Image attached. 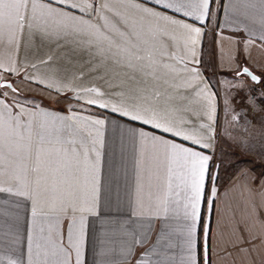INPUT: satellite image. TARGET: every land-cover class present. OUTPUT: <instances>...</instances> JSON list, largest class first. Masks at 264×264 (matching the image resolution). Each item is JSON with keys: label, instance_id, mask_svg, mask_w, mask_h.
<instances>
[{"label": "snow or ice", "instance_id": "1", "mask_svg": "<svg viewBox=\"0 0 264 264\" xmlns=\"http://www.w3.org/2000/svg\"><path fill=\"white\" fill-rule=\"evenodd\" d=\"M215 2L151 0L150 6V0H115L119 4L115 7L113 0L98 5L95 0H0V80L4 73L20 74L19 52L26 43L64 39L96 58L92 71L106 72L111 64L124 70L126 79L110 92L51 78L37 82L57 96L71 92L76 101L143 126L129 129L139 152L134 191L125 201L127 218L121 217L117 201L116 215L104 219L101 169L106 121L76 112L64 116L41 107L33 110L15 96L7 100L8 92L0 91V194H5L0 198V247L18 252L15 259L0 256V264H85L89 217L101 218L108 229L102 243L118 251L124 262H131L137 246L146 245L155 233L156 243L135 264H174L171 258L151 256L178 244L183 252L179 264H213L210 241L219 174L213 156L204 150L214 149L216 93L197 67L202 28L167 10L207 23ZM235 3L244 10L259 6V39L264 42V0ZM93 14L103 23L85 18ZM236 23L239 27L242 22ZM169 26L185 34L182 55L168 51L170 42L177 40ZM244 28L255 36L246 24ZM253 43L251 38L247 41ZM237 75L256 84L264 77L248 67ZM0 89L19 91L12 82L0 84ZM191 91L194 100L189 98ZM193 103L198 105L196 114L207 120L198 129L184 115ZM224 103L231 108L229 96ZM246 191L249 200L239 216L233 211L215 220L214 243L225 257L248 255L250 248L264 246V219L251 198L253 189ZM259 195L264 198V182ZM25 204L30 228L22 234ZM104 204L111 207V199Z\"/></svg>", "mask_w": 264, "mask_h": 264}, {"label": "crops", "instance_id": "2", "mask_svg": "<svg viewBox=\"0 0 264 264\" xmlns=\"http://www.w3.org/2000/svg\"><path fill=\"white\" fill-rule=\"evenodd\" d=\"M102 2L103 0H95L96 5ZM113 3L115 7H119L115 0ZM156 7L159 9L160 6ZM73 12L80 15L77 10ZM167 12L176 19H182L202 28L203 36L200 45L197 46V58L201 63L197 67L201 69L203 77L216 93L214 149L204 150L213 156L212 164L217 166L214 170L219 174L218 181H215L219 191L218 198L214 201V222L212 241H210L213 264H264V246L250 248L248 255L233 253L232 256L225 257L214 243L215 220L221 215L227 218L233 211L239 216L244 210L246 201L249 200L246 187L253 189L251 198L260 207V217L264 219V198L259 195L261 182H264V77L260 84H256L246 75H237L242 67L250 68L257 75L264 73V47H262L264 42L259 39L262 27L259 23L260 8L257 6L255 9L244 10L235 3V0H216L211 7V16L207 23L196 21L193 17H184L180 13H173L172 10ZM108 15L111 16V13ZM85 18L92 19L94 23H103L95 14ZM237 21L242 22L239 27ZM245 24L255 32V36H249L244 28ZM169 29L175 31L177 40L174 43L170 42L168 51L182 55L185 34L180 29H173L172 26H169ZM222 37H231V40ZM250 38L254 40L251 45L247 44ZM67 39L70 41L72 37ZM19 60L22 65L20 74L4 73V79L0 80V84L12 82L14 87L19 89L17 93H8L7 100L10 101L15 96L21 104L33 110L41 107L64 116L76 112L106 121L103 128L101 216L104 219L115 216L118 201L121 217L127 218L125 201L134 191L136 159L139 152V145L132 138L129 129L143 126L110 110L76 101L72 99L71 92L57 96L55 91L37 82L39 78H51L70 83L74 87L96 86L101 91L110 92L126 79L124 70L109 64L106 72L103 69L92 71V65L97 62L96 58L72 43H65L64 39L49 42L37 38L26 43L20 49ZM33 64L36 67H32ZM25 75L29 78L25 79ZM8 90L0 89V91ZM225 96L230 97L231 108L226 107ZM189 98L195 99L194 91L190 92ZM190 108L191 111L184 114L185 118L191 122V127L198 129L199 125L206 123L207 120L196 114L197 104H191ZM234 116L239 119H233ZM4 196L5 194H0V198ZM108 199L112 201L111 207H105L104 202ZM26 227L30 228V212L27 204L21 208L22 234ZM159 227L160 222L157 221V230ZM66 229L67 221L64 222L65 234ZM107 230V227L101 223V218L89 217L85 264H135V260L156 243V234L153 233L146 245L137 246L132 261L124 262L118 251L113 252L109 245L102 243L106 239L104 233ZM257 231L260 229L258 228ZM17 255L18 252L12 251L7 245L0 247V256H11L15 259ZM182 255L183 252L178 244L172 249H161L153 254L151 259L168 257L174 261V264H179Z\"/></svg>", "mask_w": 264, "mask_h": 264}, {"label": "rangeland", "instance_id": "3", "mask_svg": "<svg viewBox=\"0 0 264 264\" xmlns=\"http://www.w3.org/2000/svg\"><path fill=\"white\" fill-rule=\"evenodd\" d=\"M260 87H262V86H260ZM264 87V86H263ZM6 90H8V89H6ZM9 94H12V91L11 90H8L7 91ZM66 103H68V102H66ZM71 104V103H70Z\"/></svg>", "mask_w": 264, "mask_h": 264}, {"label": "water", "instance_id": "4", "mask_svg": "<svg viewBox=\"0 0 264 264\" xmlns=\"http://www.w3.org/2000/svg\"><path fill=\"white\" fill-rule=\"evenodd\" d=\"M3 83H5V82H3ZM3 83H2V84H3Z\"/></svg>", "mask_w": 264, "mask_h": 264}]
</instances>
